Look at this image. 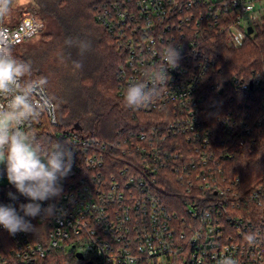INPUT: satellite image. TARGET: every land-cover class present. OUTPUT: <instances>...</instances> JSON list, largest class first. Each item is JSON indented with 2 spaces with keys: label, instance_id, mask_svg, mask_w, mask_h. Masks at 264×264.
Here are the masks:
<instances>
[{
  "label": "built area",
  "instance_id": "1",
  "mask_svg": "<svg viewBox=\"0 0 264 264\" xmlns=\"http://www.w3.org/2000/svg\"><path fill=\"white\" fill-rule=\"evenodd\" d=\"M261 1L113 0L104 9L100 20L126 54L119 68L123 93L132 82L152 87L146 71L161 64L163 46L178 47L179 66L167 69L166 84L139 108L167 114L161 123L129 128L109 141L82 130L56 132L58 118L54 123L46 114L34 123L43 140L69 144L73 166L62 195L41 202L55 204V216L27 218L35 230L15 235L0 226V264H58L62 258L68 262L62 264H218L225 255L238 264H264V220L237 212L250 201L264 207V184L244 190L223 164L251 135L250 114L222 109L218 115L211 92L219 86L210 82L218 72L201 45L205 35L199 40L220 26L230 44L242 45L249 27L262 23ZM29 19L42 26L33 38L45 28L34 14L5 20L17 34L15 48L29 40L21 31ZM255 113L254 126L261 125L264 107ZM28 202L0 166V204L18 209ZM252 232L257 241L249 246L244 236Z\"/></svg>",
  "mask_w": 264,
  "mask_h": 264
},
{
  "label": "trees",
  "instance_id": "2",
  "mask_svg": "<svg viewBox=\"0 0 264 264\" xmlns=\"http://www.w3.org/2000/svg\"><path fill=\"white\" fill-rule=\"evenodd\" d=\"M112 2L113 0H28L23 6H14L13 10L16 11H31L44 23L45 28L51 23L59 27V37L53 39L52 36V39L62 49L64 65L73 82L71 84L68 80L66 83H59L57 80L55 84L48 86L49 94L55 95L60 101L57 113L59 127L56 132L76 130L74 126L79 124L85 134L109 141L115 139L118 133L128 132L129 128L161 123L167 114V111L145 112L126 105L119 79V68L124 65L126 54L100 20V15ZM254 29V33H248L240 46L230 44L226 34L220 32V26L211 28L200 35L201 39L198 38L202 40L205 35L201 45L218 72L213 76V81L210 80L219 86L211 92L221 110L218 115H222V109H230L235 114L242 111L250 114L248 122L252 126L251 135L243 144L239 141L232 158L223 163L231 175L241 178L244 190L264 184V121L257 126H254L253 121L256 106L264 107V18ZM69 37L89 40L91 49L83 57L79 56L77 49L65 46L64 41ZM24 43L14 49V55L23 60ZM73 60H80L82 69H75ZM35 75L33 70L32 78H36ZM258 80L260 89H256ZM243 84H249L253 91L244 90ZM240 101L246 103V106L238 107ZM241 211L248 212L259 222L264 220V207L260 208L254 202H247L246 206L241 203L237 212ZM58 256L62 258L61 255ZM71 262L69 259V263ZM62 263L68 262L62 258V262L58 264Z\"/></svg>",
  "mask_w": 264,
  "mask_h": 264
},
{
  "label": "clouds",
  "instance_id": "3",
  "mask_svg": "<svg viewBox=\"0 0 264 264\" xmlns=\"http://www.w3.org/2000/svg\"><path fill=\"white\" fill-rule=\"evenodd\" d=\"M15 0H0V166L6 172L7 181L16 191L30 202L0 204V226L10 235L31 232L35 228L27 218L41 216L44 219L57 214L55 204L43 207L41 202L58 198L63 193L62 181L70 174L73 166V150L67 142L43 140L32 131L33 124L45 114L57 122L60 101L48 92L49 78H32L33 66L30 61L17 58L14 48L17 34L9 31L5 20L13 13ZM42 26L29 19L22 25L25 38H31ZM67 48L77 49L83 57L90 49L91 42L81 38H66ZM161 64L146 71L145 81L130 83L124 93L129 108L138 109L151 103L156 95L157 85L166 84L167 69L179 66L181 53L174 44L163 46L160 52ZM61 63L64 57H59ZM75 69H82L80 60H73ZM10 199L16 200L13 193ZM249 246L257 241L255 232L244 236ZM218 264H238L231 255L223 256Z\"/></svg>",
  "mask_w": 264,
  "mask_h": 264
},
{
  "label": "rangeland",
  "instance_id": "4",
  "mask_svg": "<svg viewBox=\"0 0 264 264\" xmlns=\"http://www.w3.org/2000/svg\"><path fill=\"white\" fill-rule=\"evenodd\" d=\"M27 1L28 0H17L14 6H23ZM28 13L32 12L26 9H20L19 11L13 10L12 16L6 20L9 23H16L23 16L28 15ZM260 14L261 17L264 18V0H262L260 4ZM44 29L40 34L25 41L24 46H22L25 52V60L32 63L36 78L47 76L49 78V84L51 85L55 84L57 80L59 83H66L69 80V83L72 84L73 78L69 76V72L67 74V68L64 62L61 63L59 60V57L63 55L62 49L53 42V39L59 37V27L51 23ZM46 36H49L51 39ZM65 83H63V85H67ZM71 264H81V262H77V260L74 262L72 259Z\"/></svg>",
  "mask_w": 264,
  "mask_h": 264
},
{
  "label": "water",
  "instance_id": "5",
  "mask_svg": "<svg viewBox=\"0 0 264 264\" xmlns=\"http://www.w3.org/2000/svg\"><path fill=\"white\" fill-rule=\"evenodd\" d=\"M253 31H254V29H253L252 27H249V29H248V33H249L250 35L253 33ZM74 129H76V130H81V126H80L79 124H76V125L74 126ZM78 256L81 257L80 254H79Z\"/></svg>",
  "mask_w": 264,
  "mask_h": 264
}]
</instances>
